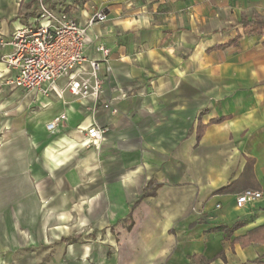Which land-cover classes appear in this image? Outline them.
I'll return each instance as SVG.
<instances>
[{"label":"crops","instance_id":"1","mask_svg":"<svg viewBox=\"0 0 264 264\" xmlns=\"http://www.w3.org/2000/svg\"><path fill=\"white\" fill-rule=\"evenodd\" d=\"M42 2L82 24L106 10L85 53L110 49L102 99L118 111L69 92L37 99L9 82L0 51V264H90L92 252L91 264H264V30L241 23L264 18V0ZM38 6L0 0V35ZM91 124L109 128L99 147L80 131ZM149 181L133 227L113 233ZM249 189L262 195L238 208ZM91 223L93 240L52 246Z\"/></svg>","mask_w":264,"mask_h":264},{"label":"built area","instance_id":"2","mask_svg":"<svg viewBox=\"0 0 264 264\" xmlns=\"http://www.w3.org/2000/svg\"><path fill=\"white\" fill-rule=\"evenodd\" d=\"M107 19L105 9H96L82 24L68 12L55 11L39 0L38 12L32 21L14 29L10 35H0V51L9 47L1 60L16 71L9 82L33 93L37 99L52 94L62 97L69 92L94 104L100 102L103 108L116 113L117 107L102 99L103 85L111 70L108 64L110 49L99 43L95 50L102 55L100 58H89L85 53L89 27ZM102 62L106 63L104 72L100 68ZM60 82L63 83L60 85ZM38 105L46 106L42 102ZM65 118V112L58 113L46 122V129L53 132ZM108 130L107 126L91 124L80 131L84 132L88 146L99 147ZM261 195L260 191L245 190L236 196L235 204L243 207ZM219 207L217 204L216 208Z\"/></svg>","mask_w":264,"mask_h":264},{"label":"rangeland","instance_id":"3","mask_svg":"<svg viewBox=\"0 0 264 264\" xmlns=\"http://www.w3.org/2000/svg\"><path fill=\"white\" fill-rule=\"evenodd\" d=\"M129 223H130L129 220L128 221L125 220L123 223H121V225L116 226V228L113 231V233H118L119 234L120 232L127 231L128 230L127 227L129 225ZM114 224H116V223H112L111 222L110 225L112 226ZM133 225H134V221H133V223L131 225V228L133 227ZM121 226H122L123 229H121ZM83 227H84L83 233H86V232L90 231L94 227V225H93V223H91L90 225L84 224ZM106 232H107V230H106ZM92 234L93 233H90L89 235H88V233H86L84 235H80V234L67 235L65 237H61L59 240H55L54 242H52V246H54V245L55 246H61L62 247V254H65L66 248H67V246H69L67 244L74 245L76 242H78L81 239L93 240L94 239V235H92ZM90 242H92V241H90ZM24 247H26V246H24ZM88 256H90V258L87 259L88 263H90V264L93 263L94 262L95 253L92 252L91 255L89 253L86 257H88ZM111 258H112L111 255H108L106 257V260H108V263H106L104 260H103V263H105V264H113ZM75 260H78V257H75ZM85 263H87L86 259H85Z\"/></svg>","mask_w":264,"mask_h":264},{"label":"trees","instance_id":"4","mask_svg":"<svg viewBox=\"0 0 264 264\" xmlns=\"http://www.w3.org/2000/svg\"><path fill=\"white\" fill-rule=\"evenodd\" d=\"M241 23H242V26L245 30V33H247V34L259 33V32L264 30V18H259V19H254V20H247L246 18H243L241 20ZM150 181L147 183V185L143 189L141 195L131 205V209L128 213L127 219H123V222L125 220H127V221L129 220V222H130L127 229H130L131 225L133 223V221L130 217L131 213H132V209H134L137 206V204L140 202V200L142 198L153 194V192L149 191V189H148V187L151 185Z\"/></svg>","mask_w":264,"mask_h":264}]
</instances>
